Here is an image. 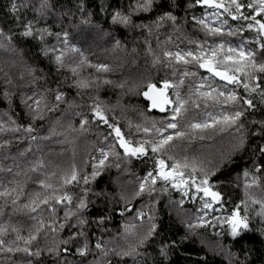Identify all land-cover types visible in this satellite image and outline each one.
Segmentation results:
<instances>
[{"label": "trees", "instance_id": "obj_1", "mask_svg": "<svg viewBox=\"0 0 264 264\" xmlns=\"http://www.w3.org/2000/svg\"><path fill=\"white\" fill-rule=\"evenodd\" d=\"M23 2L28 6L20 8L21 21L34 20L36 28L47 27L52 35L45 34L43 41L34 36H21L19 33L22 28L17 26L16 20L9 14L10 0H0V29H3L6 34L11 33L13 37L9 50L0 48V114L7 111L17 124L26 125L31 122L35 129L32 135L37 136L38 139L35 142L29 141L23 132L0 133V168L12 167L13 159L23 168L28 160L43 157L46 163L51 162L49 170H55L57 175L60 169H67L72 164L90 172V164L86 166L84 161L90 156L98 155L95 148L100 146L109 129L103 124L91 121L86 125L88 131H79L81 117L75 115L76 112H82L90 117V104L94 98H98L99 102L111 109L109 111L110 122L114 113L125 134L129 133V124H131L132 136L139 138L143 136V133L136 132L137 124L152 120L159 121L170 115L169 111L161 112L159 109L148 108L150 102L140 94L142 89L138 87L142 80L150 79L156 82L159 87V81L164 78L178 83L183 71L195 72V77H184V83L179 86L181 95L186 96L190 87L202 82L201 77L210 76L206 70L200 69L197 65L186 67L182 64L177 65L175 67L176 75H173V68L164 67L163 63L154 65L152 55L146 51L148 47L145 43L146 39L153 51L160 53L165 49L175 51L177 48H194V44H189V39L207 40L208 44L218 43L220 39H223L233 45L239 44L243 40L249 42V47H253L256 37L254 30L246 28L237 35H228L229 29L235 30L245 24L243 20L234 21L231 17H224L228 23L224 25L225 31L222 37L206 36L191 18L193 15L202 16L205 9L194 6L187 9L186 15L185 9L193 0H176L179 7L174 11V15L177 16V23L182 26L179 31L174 30L169 23L158 31L153 30L151 35L146 29L126 27L112 22L113 9L121 7L122 3L126 6L128 0H49L54 7L43 16L36 11L40 0H23ZM242 2L247 4L249 0H242ZM16 3L19 5L22 0H16ZM81 3L84 4L83 12L77 7ZM171 3L172 0H156V8L152 12L139 13L133 16L132 20L135 24H149L159 12L169 10ZM102 5L105 8L104 11H101ZM244 11L246 15L250 13L248 9H244ZM64 31L69 33V44L75 45L83 52L87 61L92 64L106 63L110 65L112 70L102 75L111 80L112 84L99 82L98 86L93 85L91 88L83 89L73 86V81L77 79V76L73 74L68 65L79 62V55L67 53L65 66L58 67L53 60V54L50 52L45 54L42 51L45 46L62 47L55 33L62 34ZM62 39L63 35L60 37V40ZM117 40L120 41L119 47L115 46ZM258 58H260L259 52ZM29 69H32L31 75ZM77 71L82 78H90L92 74H95V69L89 65H85ZM33 76L36 77L34 82ZM9 78L13 85L19 86L13 91L11 103L6 102L2 96L4 82ZM261 79L264 80V75ZM214 80L223 89L226 82L220 81L218 78H214ZM121 82H124V88L117 86ZM227 87L235 89L242 96L248 95L242 87L237 88L234 85H227ZM57 88L64 93V98L59 102L57 108L46 113L43 120L31 121L30 117L25 115L27 109L21 103L22 95L30 96L35 91ZM46 94L49 101L55 103L54 91ZM169 95L174 98L172 89H169ZM251 98L256 104V108L247 109L244 106L246 111L241 118L249 131L243 147L234 149L235 132L233 129L208 130L203 139L201 134L197 133L191 138L174 141V147L171 149L173 154L179 158H183L185 155L189 159L196 157L205 162L207 169H213L209 175V182L213 190L221 194V200L213 205L216 211L208 209L197 212V209H202V193L197 194L195 200L191 198V195L184 198V204L180 205L181 193L171 188L166 192H161V185L158 182L157 192L151 197V200L154 201V222L157 224V234L146 246L145 250L150 254L146 264H153L154 259L156 264H230V259L231 264H236L237 261L243 262V264H264V217L258 215L260 204H253L248 199L250 196L257 201L264 200V169L256 172L253 168L254 162L264 165V156L258 150L259 145H264V135H251L260 127L259 124L253 126L251 122L264 120V104L260 102L258 94H253ZM192 100L199 103L200 107L197 108L189 102L188 111L180 120L181 125L200 122L204 119L206 110L219 111L221 107L213 108L211 107L212 102L209 101V107L206 109L202 99L196 95H193ZM53 128L55 131L50 132V129ZM17 136H24V139L17 140ZM44 137L47 138L43 139ZM4 140H8L10 143L3 145ZM29 144H31V151L27 152L25 157H20L18 152L28 148ZM117 151L122 152L118 146ZM5 157L8 158L5 159ZM56 165H59L58 169L55 167ZM152 168L153 158L150 153L148 157H132L122 162L120 169L114 166L110 167L91 181V187L96 192L104 191L109 194L105 198L92 196L89 193L93 202L86 212L90 222L92 218L99 215L110 217L103 225L107 230L103 233L105 239L115 238L116 241H120V234L125 232L128 225L139 226L140 221L134 219L136 210L142 209L147 212L148 209L144 208V205L148 203L150 197L146 193L138 197H131V193L137 186L138 178H142ZM246 169L250 171L251 175H257L260 178L257 185L247 189L248 196L245 195V178L243 176ZM15 171L17 169L13 167V173ZM13 173L0 171V180H11ZM37 187L32 180H28L26 191H35ZM68 190L79 192V188L72 186H69ZM192 191L195 190L192 189ZM121 192L129 195L132 205V208L125 211L123 215H121V209L124 206L120 200ZM242 200H247L249 228L243 230L239 236L232 237L227 230V225H220L218 221H213V217L229 215L237 204L240 205L241 215H243L245 205L240 204ZM24 202L22 197L18 201L17 207L13 208L10 203L4 206V200L0 199V206H4L3 215H0V224L18 227L21 229V234H27V230L34 224L30 216L35 215L37 218L43 216L45 220L48 219L49 212L45 206L42 205L37 213H30L28 209L23 208ZM204 211L208 212L204 219L208 220L209 224L188 229L186 223H194L197 216L204 215ZM56 214L60 217L63 216V205L57 206ZM73 230L64 228L56 232L55 237L49 233L47 243L50 244L53 238H66ZM44 231L46 228L38 237L42 248L46 243ZM85 231L90 235L95 233L90 245L93 251L82 257L75 253L74 246H70L71 251L63 255L60 264H64L65 260L68 261V264H79L80 261H83L84 264H92L96 256L99 255V252L94 250V243L102 233L95 224L91 223ZM184 236H187V239L182 241L181 238ZM5 238H14L10 228L9 234ZM161 241H176V245L171 249L167 258H160L158 255ZM8 255H12L14 260H20L24 254ZM56 259L57 257L44 250L41 257L33 259V264H37V262L38 264H55ZM110 259L111 264H118L117 258ZM0 264H8L3 253H0ZM127 264H132V260H128Z\"/></svg>", "mask_w": 264, "mask_h": 264}, {"label": "snow or ice", "instance_id": "obj_2", "mask_svg": "<svg viewBox=\"0 0 264 264\" xmlns=\"http://www.w3.org/2000/svg\"><path fill=\"white\" fill-rule=\"evenodd\" d=\"M27 6L23 0L19 5L16 0H10L9 14L16 20L17 26L22 28L19 33L21 36H34L43 41L45 34L52 35L47 27L36 28V21H21L20 19V8ZM194 6H200L205 9L202 16L193 15L191 18L199 25L206 36L222 37L225 31L224 25L228 23V20L224 17H231L234 21L243 20L245 24L235 30L229 29L228 35H237L244 28L254 30L256 33L254 46L249 47V42L243 40L241 43L233 45L223 39H220L218 43L214 42L212 44H208L207 40L189 39V44H194V48H177L175 51L165 49L160 53H156L146 39L145 43L148 45L146 51L152 55V63L154 65L163 63L164 67L173 68V75H176L175 67L177 65L182 64L185 67L197 65L200 69L206 70L210 76L201 77L202 82L190 87L186 96L181 95L179 86L184 83V77H195V72L183 71L180 74L178 83L164 78L159 81L161 85L159 87L156 82L150 79L142 80L138 87L142 89L140 94L150 102L148 108L159 109L161 112L169 111L170 115L159 121L152 120L151 122L137 124L135 126L136 132L143 133V136L139 138L132 136L131 124H129L130 131L126 135L114 113L110 122L109 111L111 109L99 102L98 98H94L90 104V117L82 112H76L75 115L81 117L79 120V131H88L86 125L91 121L103 124L109 129L108 134L103 137L100 146L95 148L98 155L90 156L84 161L86 166L90 164V172L85 171L83 167L78 168L75 164H72L67 169H60L57 175L55 170H49L51 162L46 163L43 157H35L32 160H28L23 168L15 162V159H13L12 167L0 168V171L8 173H13V167L17 169L13 173L11 180H0V199L4 200V206L10 203L13 208H16L18 201L23 197L25 201L23 208L28 209L30 213H37L42 205L49 212L47 220L43 216L39 218L35 215L30 216L34 224L27 230V234H21V229L18 227L0 224V253L5 254L8 264H33V259L41 257L44 250L57 257L55 264H60L63 255L71 251L70 246L75 247L76 254L82 257L87 256L93 251L90 245L92 244V237L95 236L94 232L90 235L89 232L85 231L86 228L90 227V223L95 224L102 233L100 237L95 239L94 250L98 251L99 255L96 256L92 264H111L110 258H117L118 264H127L128 260H132V264H142V262L146 264L150 255L145 250L146 246L157 234V224L154 222V201L151 200V197L157 192L158 182L161 185V192H166L171 188L181 193L180 205L184 204V198L191 195V198L195 200L197 194L202 193V209H197V212L208 209L216 211L213 205L221 200V194L213 190L209 182V175L213 169H207L205 162L196 157L189 159L185 155L183 158H179L171 152V149L174 147L175 140L191 138L192 135L197 133L201 134L203 139L208 130L215 131L217 129L220 131L233 129L235 132L233 137L234 149L244 146L249 135V131L241 119L246 111L244 106L247 109L256 108V104L253 103L251 98L253 94H258L260 102L264 104V80L261 79L262 75H264V0H249L247 4L243 3L242 0H193L185 9L186 15L187 9ZM53 7L54 5L50 4L49 0H40L36 11L43 16L51 11ZM77 7L82 12L85 10L83 3ZM178 7L176 0H172L169 10L159 12L151 23L135 24L132 17L139 13L152 12L156 8V0H128L126 6L122 3L121 7L113 9L111 20L114 24L146 29L149 35L152 34L153 30L158 31L169 23L174 30L179 31L182 26L177 23V16L174 15V11ZM244 9L250 10V13L246 15ZM104 10L105 8L102 5L101 11ZM55 35L62 47L45 46L42 51L45 54L52 53L53 60L58 67L65 66L67 53L71 52L79 55V62L68 65L73 74L77 76V79L73 81V86L83 89L91 88L93 85L98 86L99 82L113 83L102 75L112 70L109 64H92L87 61L83 52L75 45L69 44V33L67 31L62 34L57 32ZM61 35H63L62 40H60ZM12 38L11 33L6 34L3 29H0V48L9 50ZM119 44V40L115 41V46L119 47ZM159 44L158 40V47ZM258 52L260 58H258ZM85 65L95 69V74H92L90 78L80 77L77 71ZM31 73L32 69H29V74L31 75ZM214 78H219L220 81L226 82L223 89L215 82ZM35 79L36 77L33 76V82ZM4 83L3 99L11 103L13 91L19 86L13 85L10 78L6 79ZM227 85H234L237 88L242 87L243 91L248 95L242 96L235 89H229ZM117 86L124 88L125 84L121 82ZM169 89H172V97L174 98L170 97ZM52 91H54L55 103L50 102L46 94ZM193 95L202 99L206 109L209 107V101L212 102L211 107H221L219 111L206 110L204 119L200 122H190L186 125H181L180 120L187 113L189 102L197 108L200 107L199 103L192 100ZM63 98L64 93L59 88L55 90L46 89L44 91H35L30 96L27 94L22 95L21 103L27 109L25 115L30 117L31 121H35L37 119L43 120L46 113L54 111ZM251 123L253 126L260 125L257 131L251 133V135H264V120L252 121ZM69 127H71V124H69ZM73 130L75 131V129ZM9 131L14 133L23 132L29 141L35 142L38 139L37 136L32 135L35 129L31 122L26 125L17 124L16 120L6 111L0 114V133ZM54 131V128L50 129V132ZM46 138L44 137L43 139ZM16 139L22 140L24 136H17ZM9 143L8 140L2 142L3 145H8ZM117 146L122 152L117 151ZM258 150L264 156V145H259ZM30 151L31 144L23 151H19L18 155L25 157V154ZM150 153L153 158V168L147 171L142 178H138L137 186L131 193V197H138L145 193L150 197L148 203L144 205V208L148 209V211L136 210L134 219L140 221L139 226L128 225L125 232L120 234V241H116L115 238L105 239L103 233L107 230L103 225L110 217L99 215L92 218L90 222L86 212L93 202L89 197V193L92 196L105 198L109 194L104 191L96 192L91 187V181L110 167L114 166L120 169L122 162L132 157H148ZM7 158L5 157V159ZM55 167L58 169L59 165ZM253 168L256 172H259L264 169V165L254 162ZM29 174L33 175L30 176ZM243 176L245 178V195L248 196L247 189L257 185L260 178L257 175H251L247 169L244 171ZM28 180H32L38 186L37 190L26 191ZM69 186L79 188V192L69 191ZM192 189L195 191H192ZM204 198H210V200ZM248 199L253 204H260L258 215L264 217V200L257 201L250 196H248ZM120 200L124 205L121 209V215H123L125 211H129L132 208V205L129 195L124 192L120 193ZM240 204L245 205L243 215H241L240 205L237 204L229 215L213 217V221H218L222 226L227 225V230L232 237L239 236L243 230L249 228L247 200L240 201ZM59 205H63L62 217L56 214V208ZM4 206H0V215H3ZM207 215L208 212L204 211L203 216H197L194 223L187 222L186 227L192 229L196 226L209 224V221L204 219ZM9 228L11 233L14 234L12 239L5 238L9 234ZM45 228L46 231L43 234L46 243L42 248L38 237ZM64 228L74 230L66 238H53L50 244L47 243L49 233L55 237V233ZM185 239H187V236L181 238L182 241ZM175 245L176 241H161L158 248L159 257L167 258ZM16 253H23L24 255L20 260H14L12 255H8ZM64 264H68V261L65 260ZM79 264H84V262L80 261ZM153 264H156L155 259ZM236 264H243V262L237 261Z\"/></svg>", "mask_w": 264, "mask_h": 264}, {"label": "water", "instance_id": "obj_3", "mask_svg": "<svg viewBox=\"0 0 264 264\" xmlns=\"http://www.w3.org/2000/svg\"><path fill=\"white\" fill-rule=\"evenodd\" d=\"M219 79V78H218ZM161 86V85H160ZM207 199H210V198H207Z\"/></svg>", "mask_w": 264, "mask_h": 264}, {"label": "bare ground", "instance_id": "obj_4", "mask_svg": "<svg viewBox=\"0 0 264 264\" xmlns=\"http://www.w3.org/2000/svg\"><path fill=\"white\" fill-rule=\"evenodd\" d=\"M159 215V214H158ZM160 220V219H159Z\"/></svg>", "mask_w": 264, "mask_h": 264}]
</instances>
